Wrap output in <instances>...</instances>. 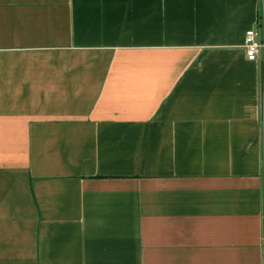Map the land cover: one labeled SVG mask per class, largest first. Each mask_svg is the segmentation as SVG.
Wrapping results in <instances>:
<instances>
[{
    "label": "crops",
    "instance_id": "obj_1",
    "mask_svg": "<svg viewBox=\"0 0 264 264\" xmlns=\"http://www.w3.org/2000/svg\"><path fill=\"white\" fill-rule=\"evenodd\" d=\"M264 0H0V264H264Z\"/></svg>",
    "mask_w": 264,
    "mask_h": 264
},
{
    "label": "built area",
    "instance_id": "obj_2",
    "mask_svg": "<svg viewBox=\"0 0 264 264\" xmlns=\"http://www.w3.org/2000/svg\"><path fill=\"white\" fill-rule=\"evenodd\" d=\"M246 56L249 60H257L264 55V31L262 36L256 29H249L245 36Z\"/></svg>",
    "mask_w": 264,
    "mask_h": 264
}]
</instances>
